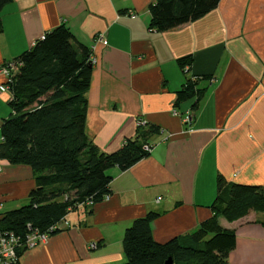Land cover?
Returning a JSON list of instances; mask_svg holds the SVG:
<instances>
[{"label":"crops","instance_id":"0c3cea01","mask_svg":"<svg viewBox=\"0 0 264 264\" xmlns=\"http://www.w3.org/2000/svg\"><path fill=\"white\" fill-rule=\"evenodd\" d=\"M154 1L11 0L2 7L0 64L60 24L90 47L86 133L100 151L134 137L139 120L157 129L143 142L148 156L114 170L107 199L71 211L68 228L23 251L17 264H121L123 233L134 219L157 213L150 227L163 243L212 216L218 178L264 185V0H219L204 16L161 32L149 27ZM188 55L191 64L181 67ZM189 78L206 88L197 108L194 98L176 102ZM5 83L0 72V121L10 113ZM174 109L190 111L191 121ZM0 166L1 215L28 203L36 174L5 159ZM217 221L236 234L228 264H264V212Z\"/></svg>","mask_w":264,"mask_h":264},{"label":"trees","instance_id":"16d2710c","mask_svg":"<svg viewBox=\"0 0 264 264\" xmlns=\"http://www.w3.org/2000/svg\"><path fill=\"white\" fill-rule=\"evenodd\" d=\"M10 1L0 0V11ZM218 2L155 0L149 6V27L160 32L175 28L204 16ZM12 60L20 64L9 83L10 113L0 123V159L29 166L36 174V186L29 192L28 203L0 215V229L23 236L27 224L44 231L80 203L104 200L114 170L124 171L148 156L143 142L157 129L138 125L137 134L112 152L100 151L89 139L85 92L92 72L91 50L63 24ZM191 60L188 55L178 59V64L189 66ZM205 89L189 78L176 91V102L194 98L192 108H197ZM209 207L212 216L197 230L163 243L153 239L150 227L157 213L134 219L123 233L126 259L121 264H164L168 258L173 264H228L236 234L222 228L217 219L222 216L232 222L250 210L264 212V185L224 183L218 178ZM260 223L264 226V221Z\"/></svg>","mask_w":264,"mask_h":264},{"label":"built area","instance_id":"2783aa9c","mask_svg":"<svg viewBox=\"0 0 264 264\" xmlns=\"http://www.w3.org/2000/svg\"><path fill=\"white\" fill-rule=\"evenodd\" d=\"M42 37V35H41ZM102 35L98 34L96 41H101ZM92 63V60H91ZM20 62L16 60H8L0 64V72L6 77L5 86L9 90V83L11 82L12 75L17 71ZM173 115H180L182 121L188 124L191 121L190 111H186L182 114L178 113L175 109L172 111ZM146 121L139 120L137 125H146ZM1 140V135H0ZM143 148L146 151L150 150V146L144 144ZM1 169V166H0ZM108 195L104 196L107 199ZM87 206L92 207L94 204L92 201H87L86 203H80L78 207ZM70 225L67 217L60 219L58 223L49 226L46 230L41 231L37 228L33 229L31 225L27 224V232L25 235L16 234L14 231L9 229H0V264H17L19 259V253L25 251L26 249L33 248L39 244L45 243L48 238L54 233L68 228ZM96 243H91L90 247L94 248Z\"/></svg>","mask_w":264,"mask_h":264},{"label":"water","instance_id":"95a60500","mask_svg":"<svg viewBox=\"0 0 264 264\" xmlns=\"http://www.w3.org/2000/svg\"><path fill=\"white\" fill-rule=\"evenodd\" d=\"M164 264H173V263H172V259H171V258H168V259L165 261Z\"/></svg>","mask_w":264,"mask_h":264},{"label":"rangeland","instance_id":"374dc122","mask_svg":"<svg viewBox=\"0 0 264 264\" xmlns=\"http://www.w3.org/2000/svg\"><path fill=\"white\" fill-rule=\"evenodd\" d=\"M0 123H1V121H0ZM69 218H70V219H72V218H73V214H72V215H70V216H69ZM48 239H49V238H48ZM39 245H40V244H39Z\"/></svg>","mask_w":264,"mask_h":264}]
</instances>
